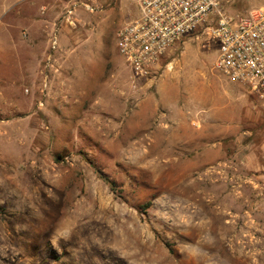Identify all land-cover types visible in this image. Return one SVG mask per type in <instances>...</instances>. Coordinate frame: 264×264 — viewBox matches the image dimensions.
<instances>
[{"label":"rangeland","instance_id":"obj_1","mask_svg":"<svg viewBox=\"0 0 264 264\" xmlns=\"http://www.w3.org/2000/svg\"><path fill=\"white\" fill-rule=\"evenodd\" d=\"M6 1L0 264H264V98L215 68L207 29L136 79L115 42L136 0H81L99 10L74 23L71 0Z\"/></svg>","mask_w":264,"mask_h":264},{"label":"built area","instance_id":"obj_2","mask_svg":"<svg viewBox=\"0 0 264 264\" xmlns=\"http://www.w3.org/2000/svg\"><path fill=\"white\" fill-rule=\"evenodd\" d=\"M137 15L115 35L118 54L136 79L161 69L168 52L199 30L218 45L215 68L226 78L264 98V5L242 13H227L229 0H136ZM65 21L83 8L99 10L93 1L71 0ZM59 29L50 38L49 56L60 48Z\"/></svg>","mask_w":264,"mask_h":264},{"label":"crops","instance_id":"obj_3","mask_svg":"<svg viewBox=\"0 0 264 264\" xmlns=\"http://www.w3.org/2000/svg\"><path fill=\"white\" fill-rule=\"evenodd\" d=\"M9 0L6 1V4ZM38 3L41 4V9L45 10V13L48 15V13L50 12H54V7L57 4V0H36ZM10 4V3H9ZM49 13V14H50ZM49 20L47 18V16L45 17V20H42V28L45 27L46 25V21ZM65 22V21H64ZM56 56V55H55Z\"/></svg>","mask_w":264,"mask_h":264},{"label":"trees","instance_id":"obj_4","mask_svg":"<svg viewBox=\"0 0 264 264\" xmlns=\"http://www.w3.org/2000/svg\"><path fill=\"white\" fill-rule=\"evenodd\" d=\"M107 181H108V183L111 184L112 187L114 186V183H113V182H111V181H109V180H107Z\"/></svg>","mask_w":264,"mask_h":264}]
</instances>
